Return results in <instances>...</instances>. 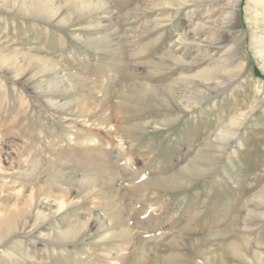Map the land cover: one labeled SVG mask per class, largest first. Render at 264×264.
Segmentation results:
<instances>
[{"label":"rangeland","instance_id":"1","mask_svg":"<svg viewBox=\"0 0 264 264\" xmlns=\"http://www.w3.org/2000/svg\"><path fill=\"white\" fill-rule=\"evenodd\" d=\"M255 1L0 0V264H264Z\"/></svg>","mask_w":264,"mask_h":264},{"label":"bare ground","instance_id":"2","mask_svg":"<svg viewBox=\"0 0 264 264\" xmlns=\"http://www.w3.org/2000/svg\"><path fill=\"white\" fill-rule=\"evenodd\" d=\"M205 1H207L206 2V5H207L206 11H209V10L211 11V14L209 17H214V18H212V21L208 24V25L211 24V26H210L211 29H213V30L217 29V30L223 31L221 33V35H219V36H223L222 38H226L227 35H230V33L233 34V32H231V31H233V29L236 28L234 22H235V19L237 18V13H238V9H239V5H240L241 0H205ZM20 2H21L20 5H21L22 10H24L25 12H28L31 10L30 6L32 4V0H29V1L20 0ZM255 2H256V7H257L261 3V0H257ZM52 12H53L54 16L57 14L55 11H52ZM257 13L264 20V14L261 13V9H257ZM233 35L234 36H232V37H234L236 39L239 38V35H236V34H233ZM218 39H219V37H218ZM231 46H233V45L231 44ZM50 67H51L50 70H52V69L55 70V68H56L55 65H52V66L50 65L49 68ZM55 83H56V81H55ZM67 181L64 182L65 188L62 189V192L59 195L58 209H60L63 206L68 204V201H70L68 194L74 188L75 184H77V185L79 184L81 179L77 177V178H71ZM14 217L15 216L10 215V214L0 217V225H1L0 226V228H1L0 234L1 235L4 234L3 231H5V230H7V232H11L12 229L14 228V232H16L18 230L21 231L27 227L26 220L22 222L21 227H18L16 224V219ZM72 231H74L73 228H70V230H68L67 233H69V232L72 233ZM57 234H59L62 237H64L66 235L65 231H59ZM252 253L254 255L258 256L256 254V252L252 251ZM256 256H254V257H256Z\"/></svg>","mask_w":264,"mask_h":264}]
</instances>
